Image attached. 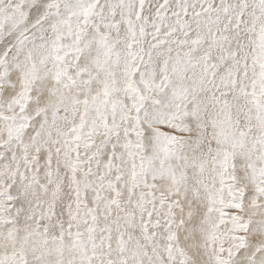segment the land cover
Instances as JSON below:
<instances>
[{
  "label": "snow or ice",
  "instance_id": "6c2138e0",
  "mask_svg": "<svg viewBox=\"0 0 264 264\" xmlns=\"http://www.w3.org/2000/svg\"><path fill=\"white\" fill-rule=\"evenodd\" d=\"M0 264H264V0H0Z\"/></svg>",
  "mask_w": 264,
  "mask_h": 264
}]
</instances>
